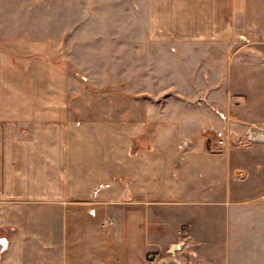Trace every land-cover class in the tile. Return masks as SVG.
Listing matches in <instances>:
<instances>
[{
	"label": "crops",
	"instance_id": "0c3cea01",
	"mask_svg": "<svg viewBox=\"0 0 264 264\" xmlns=\"http://www.w3.org/2000/svg\"><path fill=\"white\" fill-rule=\"evenodd\" d=\"M127 16L151 44L127 72L118 50L67 77L40 45L1 48L0 264H148L180 244L181 264H264L233 251L264 247V139H247L264 134V0H129Z\"/></svg>",
	"mask_w": 264,
	"mask_h": 264
},
{
	"label": "rangeland",
	"instance_id": "374dc122",
	"mask_svg": "<svg viewBox=\"0 0 264 264\" xmlns=\"http://www.w3.org/2000/svg\"><path fill=\"white\" fill-rule=\"evenodd\" d=\"M0 1L4 5H10L7 9L4 8L5 11L0 8V51L1 48L7 46L6 44L15 48L17 46H30L35 43V45H40L42 52L39 54L40 58H35V61L41 60L43 62L50 55L51 61L54 64H59L61 69L67 67L70 74L67 77H75L81 74L80 69H85L90 62L98 63L99 60L104 59V55L99 52L103 48H105L104 50L112 49L121 53L124 52L126 61H123L124 63L122 62L120 66L122 71L127 72L130 55L128 49L138 45H135L138 40L144 41V46L151 45L150 42L145 41L143 32L139 31L141 34L138 32L128 34L129 18L127 11L129 0ZM13 18L16 20L13 21ZM242 37L240 39L238 35L234 36V39L225 47L232 50L246 45V41ZM179 47H183V50L184 47L192 50L193 47L202 46L178 45L175 43L170 50L176 52ZM108 57L110 58V65L114 64L119 67L116 64L120 62L118 59L113 60L111 54ZM187 57L190 59V68L197 67L194 60L195 56L187 54ZM167 64L171 66L173 63L169 61ZM110 68L111 70L115 69L113 66ZM102 78L97 77L98 80ZM110 79L113 80L111 76ZM171 249L165 257L156 253L149 254L147 256L148 264H150L152 257H156V263L154 264H181L182 258L187 261L189 256L193 257L191 256L193 255L191 248L184 244H180L174 251H171ZM233 251L237 256L244 253H257L258 256H261L264 254V247L243 248L238 246L234 247ZM253 264L262 263L256 262Z\"/></svg>",
	"mask_w": 264,
	"mask_h": 264
},
{
	"label": "built area",
	"instance_id": "2783aa9c",
	"mask_svg": "<svg viewBox=\"0 0 264 264\" xmlns=\"http://www.w3.org/2000/svg\"><path fill=\"white\" fill-rule=\"evenodd\" d=\"M219 138L221 137V135L218 136ZM247 139L250 141H258V140H263L264 139V134H262L261 132L257 131L256 128H252L250 130L247 131ZM219 144H222V141H219ZM0 248L3 250L7 247L8 242L6 241L5 238L0 236ZM156 263V257H152V259L150 260V264H154Z\"/></svg>",
	"mask_w": 264,
	"mask_h": 264
},
{
	"label": "water",
	"instance_id": "95a60500",
	"mask_svg": "<svg viewBox=\"0 0 264 264\" xmlns=\"http://www.w3.org/2000/svg\"><path fill=\"white\" fill-rule=\"evenodd\" d=\"M175 249H177V247H173V248L171 249V251H174Z\"/></svg>",
	"mask_w": 264,
	"mask_h": 264
},
{
	"label": "snow or ice",
	"instance_id": "6c2138e0",
	"mask_svg": "<svg viewBox=\"0 0 264 264\" xmlns=\"http://www.w3.org/2000/svg\"><path fill=\"white\" fill-rule=\"evenodd\" d=\"M0 243H2V242H0Z\"/></svg>",
	"mask_w": 264,
	"mask_h": 264
}]
</instances>
